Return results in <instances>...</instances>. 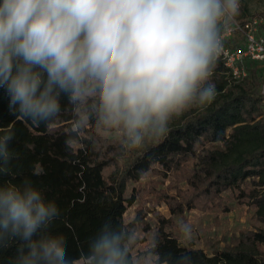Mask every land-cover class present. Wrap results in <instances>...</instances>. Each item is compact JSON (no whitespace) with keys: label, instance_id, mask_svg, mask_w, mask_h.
I'll list each match as a JSON object with an SVG mask.
<instances>
[{"label":"clouds","instance_id":"obj_1","mask_svg":"<svg viewBox=\"0 0 264 264\" xmlns=\"http://www.w3.org/2000/svg\"><path fill=\"white\" fill-rule=\"evenodd\" d=\"M241 0H0V97L10 115L51 125L62 100L88 123L119 136L124 150L159 140L171 121L217 97L212 81ZM0 126V260L9 264H131L126 235L110 223L78 257L50 231L60 217L30 179L3 182L14 152ZM68 143V141H66ZM182 234L193 237L191 226ZM155 264H195L188 251Z\"/></svg>","mask_w":264,"mask_h":264},{"label":"trees","instance_id":"obj_2","mask_svg":"<svg viewBox=\"0 0 264 264\" xmlns=\"http://www.w3.org/2000/svg\"><path fill=\"white\" fill-rule=\"evenodd\" d=\"M247 9V1L241 0L235 21L251 19L246 18ZM259 26L264 31V22ZM234 37L227 38L225 45L242 44L232 46ZM255 63L259 64L249 60L247 75L236 80L219 57L212 77L216 99L174 118L165 137L149 139L132 150H124L120 141L110 142L91 122L77 134L79 110L67 100H62L63 109L55 122L35 126L10 115L7 97H0V126L14 133L10 145L14 159L3 182L19 184L28 178L57 204L60 217L50 231L63 237L71 257H78L86 241L110 223L126 235L124 246L131 264H137L134 247L147 240L139 232L151 235L143 253L153 256L154 263L157 252L163 258L188 251L195 264H264V93L258 91L262 73ZM189 160L194 164L187 170ZM173 170H180L179 180L190 187L181 191V200L142 186L148 173L166 175ZM248 181L252 186L247 190L243 185ZM152 182L149 188L154 187ZM225 190L248 199L263 226L243 232L233 245L212 253L183 244L173 219L155 213L154 223L146 220L143 204L132 220L125 218L128 208L148 191L165 199L173 214H180L186 207L218 205ZM14 255L15 246L4 252L0 264H9ZM76 264L83 262L77 259Z\"/></svg>","mask_w":264,"mask_h":264},{"label":"rangeland","instance_id":"obj_3","mask_svg":"<svg viewBox=\"0 0 264 264\" xmlns=\"http://www.w3.org/2000/svg\"><path fill=\"white\" fill-rule=\"evenodd\" d=\"M246 1L248 4L246 18H258L261 22H264V0ZM241 41V36L236 35L232 40V46ZM256 65L262 73V83L258 91L264 93V64L257 63ZM101 133L110 142L120 141L119 136L115 133L103 131ZM119 161L121 164L123 163L122 159ZM192 164H194V160L187 161V170L188 168L190 169ZM181 173L180 170L170 171L166 175L150 172L142 179V186L147 190H163L181 200L183 198L181 191L190 188L185 180H179ZM151 181H153L152 185L154 187L149 188ZM131 186L132 183L128 187L131 188ZM243 186L248 190L252 185L248 181ZM219 197L220 203L218 205L212 203L207 208L186 207L182 213L173 214L165 199L159 198L154 191H148L136 204L128 208L125 218L127 221L132 220L135 217L136 208L143 204L147 212L146 220L154 223L155 213H160L167 218L173 219L175 224H177L175 232L183 244H193L203 248L208 253H212L217 248L233 245L243 232L263 226L258 220L255 208L249 203V200L239 197L236 191L225 190ZM186 225L191 226L193 229L191 240H186L182 234V229ZM138 234L143 238L146 236L147 240L139 242L133 249L137 264H155L153 256L143 253L150 244V233L145 235V233L139 232Z\"/></svg>","mask_w":264,"mask_h":264},{"label":"built area","instance_id":"obj_4","mask_svg":"<svg viewBox=\"0 0 264 264\" xmlns=\"http://www.w3.org/2000/svg\"><path fill=\"white\" fill-rule=\"evenodd\" d=\"M260 23L261 20L258 18H251L244 22L235 21L232 30L225 33L224 42L227 38H232L237 34L243 41L242 44L235 47H229L224 43V50L220 55L232 77L236 80L247 75L249 60L264 63V31H261Z\"/></svg>","mask_w":264,"mask_h":264}]
</instances>
